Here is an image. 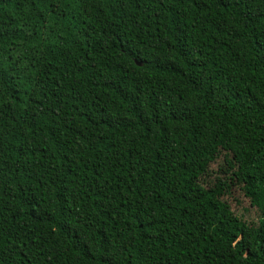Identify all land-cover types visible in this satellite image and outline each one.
I'll use <instances>...</instances> for the list:
<instances>
[{"label":"trees","instance_id":"obj_1","mask_svg":"<svg viewBox=\"0 0 264 264\" xmlns=\"http://www.w3.org/2000/svg\"><path fill=\"white\" fill-rule=\"evenodd\" d=\"M0 264H264V0H0Z\"/></svg>","mask_w":264,"mask_h":264},{"label":"rangeland","instance_id":"obj_2","mask_svg":"<svg viewBox=\"0 0 264 264\" xmlns=\"http://www.w3.org/2000/svg\"><path fill=\"white\" fill-rule=\"evenodd\" d=\"M217 164L218 163H214L212 165L214 170L217 169ZM234 196L241 201L240 204L238 202H235ZM224 198L229 202L230 206L237 211V214L241 213L244 215V218H247L246 220L254 221L258 211L254 206H251L249 204L248 199L243 197V194L239 190L233 191V194L231 197L225 196ZM242 207H246L247 210H244L243 212ZM240 208H241V211H240ZM255 220H257V218Z\"/></svg>","mask_w":264,"mask_h":264}]
</instances>
